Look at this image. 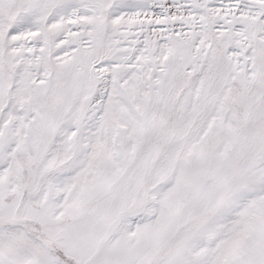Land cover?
<instances>
[{"label": "snow or ice", "instance_id": "1", "mask_svg": "<svg viewBox=\"0 0 264 264\" xmlns=\"http://www.w3.org/2000/svg\"><path fill=\"white\" fill-rule=\"evenodd\" d=\"M0 264H264V0H0Z\"/></svg>", "mask_w": 264, "mask_h": 264}]
</instances>
